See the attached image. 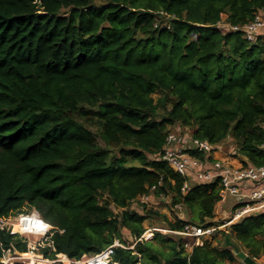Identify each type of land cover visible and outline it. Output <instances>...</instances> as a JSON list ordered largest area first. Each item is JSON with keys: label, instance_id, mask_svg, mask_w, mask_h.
<instances>
[{"label": "trees", "instance_id": "1", "mask_svg": "<svg viewBox=\"0 0 264 264\" xmlns=\"http://www.w3.org/2000/svg\"><path fill=\"white\" fill-rule=\"evenodd\" d=\"M259 9L264 0H0V216L34 209L62 229L52 257L79 260L118 240L119 264L264 258V210L230 223L223 247L213 234L190 251L173 234L137 241L151 217L177 231L224 223L211 221L217 181L182 194L183 178L154 159L172 128L210 144L231 137L243 164L264 166V44L217 26ZM152 186L186 218L131 210Z\"/></svg>", "mask_w": 264, "mask_h": 264}, {"label": "built area", "instance_id": "2", "mask_svg": "<svg viewBox=\"0 0 264 264\" xmlns=\"http://www.w3.org/2000/svg\"><path fill=\"white\" fill-rule=\"evenodd\" d=\"M220 24V22L218 23ZM217 24V26H218ZM226 24V31L239 32L243 40L249 43L264 44V10L253 13L250 20L243 24ZM220 144H210L191 135L190 130L176 126L165 136L161 153L154 159L164 161L177 175L183 178L180 188L185 194L193 184L217 181L220 204L231 199L228 210L231 217L226 223H232L251 213L264 210V166L245 165L237 153L232 157L231 152L220 150ZM264 150V142L259 145ZM221 151V152H220ZM235 158V164L230 160ZM154 186L147 193L139 195L132 203L154 204ZM160 202L169 203L166 197H158ZM130 205V206H131ZM132 207V206H131ZM166 208V207H165ZM182 205L175 204L172 211L179 216ZM227 225V224H224ZM219 226H202L186 222L177 230L146 228L154 232L173 234L185 238L184 246L190 251L194 246L202 245L205 239L212 236ZM144 231V232H145ZM9 233L12 240L5 246L0 237V264H119L113 262L111 256L115 247L126 248L118 240L93 255H82L79 260L70 259L66 254L55 253L52 236L63 230L43 220L32 209L27 213L13 216H0V233ZM143 232V233H144ZM143 234L137 241L143 239ZM25 244V250H19L15 243Z\"/></svg>", "mask_w": 264, "mask_h": 264}, {"label": "rangeland", "instance_id": "3", "mask_svg": "<svg viewBox=\"0 0 264 264\" xmlns=\"http://www.w3.org/2000/svg\"><path fill=\"white\" fill-rule=\"evenodd\" d=\"M224 19L225 18L223 16L222 20L220 21V24H218V27L222 31H226L227 30L226 29V24H224V23H226L224 21ZM96 136H97V141L100 144V146H103L104 142L101 139V137L98 134ZM219 144L221 145L220 150L222 152H225V153L231 152L232 157L237 155L238 149H237L236 144L234 143V141H233V139L231 137H227L224 141H222ZM234 161H235V158H232L230 160L231 163L235 164L236 161L235 162ZM154 197H155L154 202L157 201V203L148 204V205L140 204V203H132V205H131L132 207H130V209L131 210H135L138 213H143L145 211V209L151 208L153 210L159 211L160 213H165L167 216H169V218H172L171 215L175 211H172L171 208L169 206H167L166 202H160L157 196L154 195ZM231 202H232L231 199H228L225 202L226 204L224 203L225 205H223V204L218 205V203H217L216 206H215V209H214V217L211 220L212 222H224L223 224L219 225V228H217V231L220 230L221 232H216V230H215L214 233H213V235L215 237V239L213 240V244L217 243L218 246H220V247L225 246V244L223 243V238L224 237L222 235V232H224V230L230 224V223H226V222L231 217V212H230V210H228V207L231 204ZM31 210L32 209H30V211ZM114 210L116 211V209H114ZM179 216L182 219L186 218L184 207H182L181 213H179ZM224 224H227V225H224ZM143 226H144L145 229L146 228H150V227H155V228H158V229H168V228H166V224L161 219L158 220L155 217L147 218L144 221ZM121 232H122L123 238L127 242L126 244H130V248H132L133 244H134V238L130 235V233L126 229H122ZM143 237H144L143 239H146V240L152 238L151 231L150 230H146L143 233ZM233 245L236 246L237 248H241L240 245L232 239V245L231 246H233ZM240 251L245 252L244 250H240ZM254 261L256 262V264H263L264 263V258L261 256V257H259L257 259H254ZM242 263H243V261L239 258L238 261H236L234 264H242Z\"/></svg>", "mask_w": 264, "mask_h": 264}, {"label": "water", "instance_id": "4", "mask_svg": "<svg viewBox=\"0 0 264 264\" xmlns=\"http://www.w3.org/2000/svg\"><path fill=\"white\" fill-rule=\"evenodd\" d=\"M237 257H239L243 263L245 264H256V262L254 261V259L250 258L245 252L243 251H239L238 253H236Z\"/></svg>", "mask_w": 264, "mask_h": 264}, {"label": "crops", "instance_id": "5", "mask_svg": "<svg viewBox=\"0 0 264 264\" xmlns=\"http://www.w3.org/2000/svg\"><path fill=\"white\" fill-rule=\"evenodd\" d=\"M226 204V203H225ZM225 204H223V205H225ZM218 205H221L219 202H218Z\"/></svg>", "mask_w": 264, "mask_h": 264}, {"label": "bare ground", "instance_id": "6", "mask_svg": "<svg viewBox=\"0 0 264 264\" xmlns=\"http://www.w3.org/2000/svg\"><path fill=\"white\" fill-rule=\"evenodd\" d=\"M100 264V263H99Z\"/></svg>", "mask_w": 264, "mask_h": 264}]
</instances>
